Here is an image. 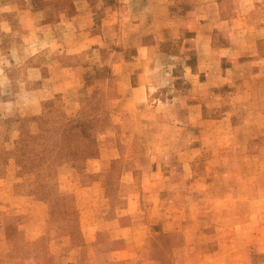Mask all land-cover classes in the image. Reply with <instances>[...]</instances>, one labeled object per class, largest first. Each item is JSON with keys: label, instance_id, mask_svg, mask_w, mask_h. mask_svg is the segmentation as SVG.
<instances>
[{"label": "rangeland", "instance_id": "1", "mask_svg": "<svg viewBox=\"0 0 264 264\" xmlns=\"http://www.w3.org/2000/svg\"><path fill=\"white\" fill-rule=\"evenodd\" d=\"M0 264H264V0H0Z\"/></svg>", "mask_w": 264, "mask_h": 264}, {"label": "crops", "instance_id": "2", "mask_svg": "<svg viewBox=\"0 0 264 264\" xmlns=\"http://www.w3.org/2000/svg\"><path fill=\"white\" fill-rule=\"evenodd\" d=\"M152 2V1H151ZM152 4V3H151ZM153 5H154V3H153ZM226 70H228L229 68H225ZM202 73H205V72H202L201 70H199L198 69V71H197V74L198 75H202ZM207 73V72H206ZM217 79V78H221V80H222V82H224V80H223V77H218V76H214V79ZM190 104H192L193 105V103H190ZM189 104V105H190ZM191 106V105H190ZM190 108V109H189ZM191 108H193V107H189V106H187L186 107V118H190L191 117V115H192V113H191ZM200 109V108H199ZM193 120H197V121H200V120H202L201 118H196V119H193ZM114 252L115 253H121V252H126V253H128V250H127V248H120V249H115L114 250Z\"/></svg>", "mask_w": 264, "mask_h": 264}]
</instances>
